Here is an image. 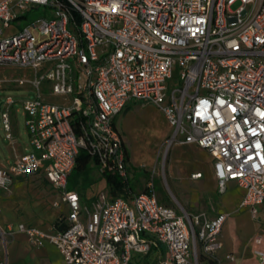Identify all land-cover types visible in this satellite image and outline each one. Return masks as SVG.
<instances>
[{"label":"built area","instance_id":"1","mask_svg":"<svg viewBox=\"0 0 264 264\" xmlns=\"http://www.w3.org/2000/svg\"><path fill=\"white\" fill-rule=\"evenodd\" d=\"M40 7L45 14L29 20ZM0 65L25 71L0 78V88L28 96L19 101L29 135V149L0 166V190L42 173L69 207L49 231L0 224V264L9 263L17 232L33 246L56 245L67 264H132L153 250L157 264L221 263L228 213L180 212L160 201L153 183L130 189L117 118L133 102L163 114L169 146L207 150L219 193L236 181L244 190L239 207L264 220V0H0ZM15 103L8 96L0 109L12 141ZM82 149L102 176L126 184L125 195L106 190L84 202L69 188ZM254 242L264 264V237Z\"/></svg>","mask_w":264,"mask_h":264},{"label":"rangeland","instance_id":"2","mask_svg":"<svg viewBox=\"0 0 264 264\" xmlns=\"http://www.w3.org/2000/svg\"><path fill=\"white\" fill-rule=\"evenodd\" d=\"M239 3L234 4L236 9ZM45 14L44 8L28 12L29 20H36ZM25 23V22H23ZM25 71L10 66L0 65V78L9 79L13 76H22ZM177 80L170 79L168 85L173 87ZM23 88L15 86H3L0 88V102L11 96L16 100L12 107L11 123L13 127V141L6 138L0 117V166L8 167L9 163L16 161L14 147L17 151H27L29 135L25 125L23 104L19 99H24ZM32 97V95H31ZM59 98H53L57 101ZM120 130L130 155L129 182L135 192L146 188L148 182L154 184L155 191L166 203L184 212H198L212 204L216 211L226 210L217 200L221 195L216 192V180L212 170L210 156L197 146H169L170 125L161 115L158 109L151 104L133 102L127 106L120 115ZM141 148V149H140ZM194 172H202L203 180L199 182L193 177ZM90 176L94 181L75 182V175L69 180V188L84 190L87 198L91 199L96 193L106 191V182L101 178L98 169L92 166ZM51 185L48 179L34 174L16 179L10 190H0V201L7 207L13 200L11 193L17 191V209L25 203H29L35 210L40 205H45L51 195ZM237 190L231 187L224 197L233 198ZM46 206V205H45ZM48 206V205H47ZM46 206V207H47ZM22 210V209H21ZM16 212L7 209L5 218H15ZM260 233L254 234L251 240V248L233 250L234 259L222 260L220 264H262L255 255L254 238ZM247 240L246 244H249ZM222 255V254H221ZM149 257V261L153 260Z\"/></svg>","mask_w":264,"mask_h":264},{"label":"crops","instance_id":"3","mask_svg":"<svg viewBox=\"0 0 264 264\" xmlns=\"http://www.w3.org/2000/svg\"><path fill=\"white\" fill-rule=\"evenodd\" d=\"M159 113L163 115L160 111ZM120 115L117 118V124H118L119 129H120V125L122 124L120 121ZM170 134H171V131H170ZM176 145L178 146H197L195 144H174L173 146H176ZM197 147L200 148L202 151L206 152L212 160V170H213V174L216 180V192L221 195L220 199H218L217 202L221 203V205H223L226 209V210L216 211L212 204H210V206L208 204V207L206 209H203V208L199 209L198 212L206 211L211 217L214 216L218 212H226L229 214L223 225V228L220 234V240L223 245L218 253V256L221 261L223 259L227 260L225 255L227 253H233V250L241 251V249L245 248L244 245L246 246L247 250L250 249L251 244H252L251 240L253 239L254 234L260 233L264 237V220L261 221L257 218H254L250 210H248L247 208L239 207L240 201L244 194V190L237 184L236 181H230L228 183L226 192L223 194L219 193L218 181H217V178L214 172V159L207 150L199 146ZM13 149H14L15 154H22L25 152V151L23 152L17 151L15 147ZM28 149H29V144H28ZM127 153H128V150H127ZM128 158L130 161L129 153H128ZM92 166L98 169L96 163H92ZM197 173H201V177L194 178V179H196V181L199 182L200 180L204 179L203 173L194 172L193 175ZM34 176L45 177L44 174L42 173H35ZM23 177L24 176H19L17 178L20 179ZM100 177L104 178L102 175ZM105 182H106V179H105ZM150 183L152 182H148L145 189H147ZM50 185L52 189H51V195L48 197L49 200L45 203L46 206L48 205L47 207L45 205H40L37 208H35V210H33L30 208L29 203H25L21 207L22 210L17 209L16 208L17 199H18L17 191H14L13 193H11V196L14 201L10 203L9 207H7L6 204L4 205V203L0 201V205L2 207V212L0 214V224L4 226L8 223H13V224L25 223L28 225L38 227L45 231H49L52 227L56 225V223L59 221L60 218L66 217L69 211V207L67 203L62 200L61 192L58 189H56L51 183ZM129 187L134 193H139L145 190L143 189L142 191L135 192L130 186V182H129ZM231 187L237 190V194L233 198L224 197V195L227 194L228 190ZM71 189L77 190L81 195L82 201L84 202H90L98 194L96 193L91 199H88L87 193L84 190L79 191V189H76V188H71ZM106 190L108 191L107 182H106ZM158 198L163 203L173 206L172 204L166 203V201L160 198L159 195H158ZM56 202H58V205L56 204ZM7 209H9L10 211L16 212L14 216L15 218L7 219L3 216L4 211H6ZM178 210L180 211V209ZM184 210L188 211L186 209ZM188 212H191V211H188ZM247 240H250L249 244H246ZM255 248H256V245H255ZM3 258H4L3 242L0 238V260H2ZM245 262L246 260L243 262V264ZM8 264H67V263L61 251L56 245L50 242H46L42 246H33L28 242L25 234L17 232L15 234L14 239L9 242V263Z\"/></svg>","mask_w":264,"mask_h":264},{"label":"trees","instance_id":"4","mask_svg":"<svg viewBox=\"0 0 264 264\" xmlns=\"http://www.w3.org/2000/svg\"><path fill=\"white\" fill-rule=\"evenodd\" d=\"M92 163H96V160L85 150L82 149L76 160V165L71 172V175H75V182L83 181H94L90 176L92 169ZM69 177V180H70ZM106 179L108 191L113 195H125L127 193L126 184L116 175L105 174L103 176ZM146 190V189H145ZM58 222L56 223V225ZM153 256V260L149 261V257ZM160 254L153 250L150 253L139 257V259L132 262V264H157ZM215 264V262H212Z\"/></svg>","mask_w":264,"mask_h":264},{"label":"water","instance_id":"5","mask_svg":"<svg viewBox=\"0 0 264 264\" xmlns=\"http://www.w3.org/2000/svg\"><path fill=\"white\" fill-rule=\"evenodd\" d=\"M2 102H0V109H1Z\"/></svg>","mask_w":264,"mask_h":264},{"label":"bare ground","instance_id":"6","mask_svg":"<svg viewBox=\"0 0 264 264\" xmlns=\"http://www.w3.org/2000/svg\"><path fill=\"white\" fill-rule=\"evenodd\" d=\"M141 149V148H140Z\"/></svg>","mask_w":264,"mask_h":264}]
</instances>
